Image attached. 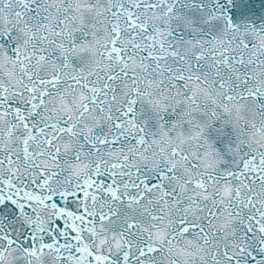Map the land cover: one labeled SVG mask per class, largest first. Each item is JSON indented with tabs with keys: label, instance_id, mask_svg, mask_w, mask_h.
I'll return each instance as SVG.
<instances>
[{
	"label": "snow or ice",
	"instance_id": "obj_1",
	"mask_svg": "<svg viewBox=\"0 0 264 264\" xmlns=\"http://www.w3.org/2000/svg\"><path fill=\"white\" fill-rule=\"evenodd\" d=\"M0 264H264V0H0Z\"/></svg>",
	"mask_w": 264,
	"mask_h": 264
}]
</instances>
